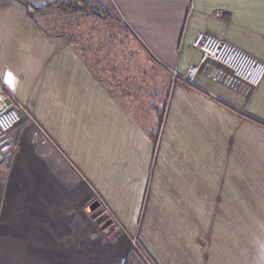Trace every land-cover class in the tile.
I'll list each match as a JSON object with an SVG mask.
<instances>
[{"label":"crops","instance_id":"obj_1","mask_svg":"<svg viewBox=\"0 0 264 264\" xmlns=\"http://www.w3.org/2000/svg\"><path fill=\"white\" fill-rule=\"evenodd\" d=\"M111 1L169 76L157 143L150 96H119L83 34L0 0V82L24 115L0 157V264H264V79H182L199 34L264 63V0Z\"/></svg>","mask_w":264,"mask_h":264},{"label":"rangeland","instance_id":"obj_2","mask_svg":"<svg viewBox=\"0 0 264 264\" xmlns=\"http://www.w3.org/2000/svg\"><path fill=\"white\" fill-rule=\"evenodd\" d=\"M27 1L30 3V9L34 11V7L45 8L62 0ZM95 3L102 6L103 11L114 20L104 21L85 14H66L59 10L36 14L34 18H39L43 26L50 31H64L66 34L71 29L70 36L74 35V39L83 34L78 38L79 41L83 40L84 44L82 45L90 49V53H88L91 57L90 60L100 67L98 69L117 94L123 98L130 95L136 101L135 108L137 109H140L141 102H147L150 96L151 107L147 110L155 107L153 114L156 119L157 113H160L166 105L169 94V76L161 68L156 67L150 56L123 27L125 25L111 0H95ZM67 29L69 30L67 31ZM86 30L89 34L84 36L83 32ZM224 72H227L229 80L234 81L230 72ZM21 115L24 121L22 112ZM155 125H157V119ZM97 214L102 217L106 216V213L100 210H97ZM102 224L106 226L104 223Z\"/></svg>","mask_w":264,"mask_h":264},{"label":"built area","instance_id":"obj_3","mask_svg":"<svg viewBox=\"0 0 264 264\" xmlns=\"http://www.w3.org/2000/svg\"><path fill=\"white\" fill-rule=\"evenodd\" d=\"M194 47L199 49L203 56L199 66H191L182 76L187 83H193L201 72L219 81L229 80L227 72H224L228 71L236 83L248 89L257 88L264 79L263 62L225 41L214 36L199 34ZM21 112L19 100L4 83L0 82V157L2 158L12 154L14 147L12 134L23 122Z\"/></svg>","mask_w":264,"mask_h":264},{"label":"trees","instance_id":"obj_4","mask_svg":"<svg viewBox=\"0 0 264 264\" xmlns=\"http://www.w3.org/2000/svg\"><path fill=\"white\" fill-rule=\"evenodd\" d=\"M21 6H23L27 12V14L34 18V15L40 13H47L52 10H59L66 14H85L87 16H91L97 19H101L104 21L114 20L109 14L103 11L102 6L95 3V0H62L54 3L53 5L45 8L34 7V11L30 9V3L27 0H15ZM166 113V105L164 109L157 113V125L156 129L150 134L151 140L157 143L159 139V135L163 126L164 118Z\"/></svg>","mask_w":264,"mask_h":264},{"label":"flooded vegetation","instance_id":"obj_5","mask_svg":"<svg viewBox=\"0 0 264 264\" xmlns=\"http://www.w3.org/2000/svg\"><path fill=\"white\" fill-rule=\"evenodd\" d=\"M94 214H96L95 217H96L97 219L101 220L102 222H104V221L106 222V219H105L104 217H102V215L97 214V211L94 212Z\"/></svg>","mask_w":264,"mask_h":264},{"label":"water","instance_id":"obj_6","mask_svg":"<svg viewBox=\"0 0 264 264\" xmlns=\"http://www.w3.org/2000/svg\"><path fill=\"white\" fill-rule=\"evenodd\" d=\"M96 216V214H93V217H95Z\"/></svg>","mask_w":264,"mask_h":264}]
</instances>
